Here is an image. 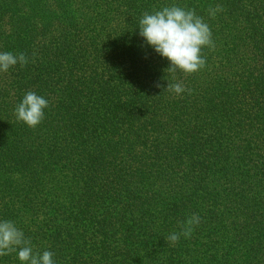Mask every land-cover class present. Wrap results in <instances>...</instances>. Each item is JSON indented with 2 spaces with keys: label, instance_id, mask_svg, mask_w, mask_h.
Wrapping results in <instances>:
<instances>
[{
  "label": "trees",
  "instance_id": "trees-1",
  "mask_svg": "<svg viewBox=\"0 0 264 264\" xmlns=\"http://www.w3.org/2000/svg\"><path fill=\"white\" fill-rule=\"evenodd\" d=\"M173 4L212 32L191 75L168 73L139 35L144 12ZM7 51L29 62L0 73V220L34 252L55 264H264V0H0ZM28 91L49 101L35 129L15 116ZM193 213L191 237L167 243Z\"/></svg>",
  "mask_w": 264,
  "mask_h": 264
},
{
  "label": "clouds",
  "instance_id": "clouds-1",
  "mask_svg": "<svg viewBox=\"0 0 264 264\" xmlns=\"http://www.w3.org/2000/svg\"><path fill=\"white\" fill-rule=\"evenodd\" d=\"M221 6L209 9L210 17L214 18ZM139 35L144 38L161 57L166 58L170 67L168 73L177 71L191 75L206 65V57L202 49L215 48L212 32L204 19L197 15L195 9L178 5L163 6L149 14L144 12L139 20ZM29 62L25 53L15 54L11 51L0 52V73H6L19 64L24 67ZM156 87H161L157 84ZM167 91L180 95L190 89H185L182 83L167 84ZM49 107V101L33 91H28L15 108L18 121L35 129L44 119V109ZM200 217L193 213L186 220L178 222L179 232H173L166 238L167 243L175 245L181 236L190 238L194 228L199 225ZM16 253L21 264H55L54 253L44 251L34 252L31 239L26 238L12 220H0V257Z\"/></svg>",
  "mask_w": 264,
  "mask_h": 264
}]
</instances>
